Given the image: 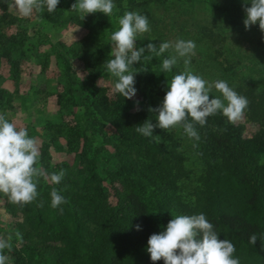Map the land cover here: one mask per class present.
<instances>
[{"label": "rangeland", "instance_id": "obj_1", "mask_svg": "<svg viewBox=\"0 0 264 264\" xmlns=\"http://www.w3.org/2000/svg\"><path fill=\"white\" fill-rule=\"evenodd\" d=\"M0 2L6 6L5 11L0 8V18L6 23L1 26L3 34L16 35L17 26L9 22L20 19L24 21L28 36L23 47L13 54H8L9 45L0 42V114H4L17 129H26L29 137L37 140L40 150L38 166L47 175L64 169L66 175L62 180L72 179L75 177L73 169L81 160L88 167L96 166L106 161L108 153L115 156L116 150L129 151L118 158L120 165L125 163L123 157L128 159L131 156L139 166H145L149 163L148 155L157 159L163 155L150 151L145 138L141 140L137 155L133 144H125L118 130L107 120L105 109L90 106L94 97H104L108 102L119 98L125 100V105H128V139L130 137L131 140L133 135L141 136L135 127L147 120L149 108L146 109L145 105L160 106L164 97L156 95L157 91L167 92L172 77L184 71L183 58L178 59L170 72L162 70V61L175 55L173 49H169L151 61L142 60L133 65L138 72L135 75L137 95L132 100L113 91L118 78L105 67L106 61L112 58L110 37L119 29V19L129 11L147 16L150 23L151 30L138 37L137 47H145L149 42L157 45L175 42L178 38L194 41L196 48L195 55L191 56L190 70L209 82L224 80L238 94L247 97L249 105L244 116L234 123L240 128L243 138L250 139L261 129L263 120L258 117L264 109V32L260 31L258 24L245 30L246 0H234L240 7L238 11L216 0H114L115 8L110 16L100 12L88 14L94 15L99 25L88 22L90 19L85 13L71 10L76 0H65L66 5L60 10L57 7L53 12L55 23L41 20L39 16L44 12L23 17L10 7L12 0ZM61 3L63 0H60V7ZM68 5L70 11L62 13ZM247 6L250 7V3ZM67 15L75 21L80 18L82 24L63 26ZM238 19L241 22L233 24ZM73 20L69 23H75ZM97 42L98 45L95 44ZM151 87L156 90L152 92ZM217 96L222 98L213 88L210 99ZM134 101H139V111ZM153 118L156 124V116ZM161 131L171 134L172 140L181 144L182 158L179 164H176L179 158L172 162L179 172H183L181 181L202 187L206 176L203 180L197 179V170L204 164V158L197 152L198 142L189 138L181 127ZM101 155L106 156L100 158ZM99 168L98 172L104 176L103 166L99 165ZM115 178L118 180H115L114 187L122 189L123 177L116 174ZM35 179L38 195L29 204L12 203L0 193V237L10 238L12 244L10 251L5 250L8 264H17L13 252L25 253L27 248L35 250L39 245L62 246L60 243H43L44 237L39 234L41 229L37 231L35 226L39 213L36 208L41 201L45 207L48 193L61 184L54 185L45 177ZM51 185L54 186L50 188ZM115 200L113 191H110L109 201L115 203ZM141 201V208L145 205L147 211L151 210L145 199ZM63 205L59 207L63 208ZM31 209L35 212L28 220ZM60 221L53 222L55 227ZM29 258L31 264H49L53 260L46 262L35 256Z\"/></svg>", "mask_w": 264, "mask_h": 264}, {"label": "trees", "instance_id": "obj_2", "mask_svg": "<svg viewBox=\"0 0 264 264\" xmlns=\"http://www.w3.org/2000/svg\"><path fill=\"white\" fill-rule=\"evenodd\" d=\"M220 1L236 11L240 8L234 0H216ZM61 4V7L60 4L57 6L59 10L66 5L65 0ZM0 8L6 10L1 2ZM67 10L70 11V5L62 13ZM86 16L90 19L88 22L99 25L94 15ZM39 18L55 23L54 14L46 10ZM79 19L77 17L75 21L67 15L63 26H79L82 24ZM71 20L75 23H69ZM23 22L20 19L9 22L17 26V33L6 36L1 28L6 23L0 18V42L9 45L8 54L22 48L24 39L28 37ZM240 22L238 19L233 24ZM98 42L95 44L98 45ZM155 90L151 87L152 92ZM165 94L157 91L156 95L164 97ZM125 103L121 98L108 102L104 97H94L90 106L105 109L107 120L118 130L125 144H133L131 146L137 155L141 140L145 138L150 151L163 153L161 158L148 155L149 163L139 166L131 156L128 159L123 157L125 163L120 165L118 158L129 151L116 150L115 156L108 153L106 161L96 166L88 167L82 160L78 162L73 169L75 177L62 180L59 183L61 187H56L68 201L63 205V213L51 207L50 193L47 205L36 208L39 213L35 226L37 231L41 229L39 234L44 237L43 243H60L62 246L39 245L35 250L27 248L25 253L13 252L17 264H31L29 256L45 259L46 262L53 259L49 264H153L147 252L149 236L163 231L176 215L200 213L205 214L214 225L220 239H229L234 243V255L239 258L240 264H264L261 240L258 238L255 245L249 243L252 234L258 237L264 235V109L258 117L263 120L261 129L250 139L243 138L240 128L220 112L208 117L205 126L196 124L200 137L197 152L204 158L202 169L197 170V179L203 180L206 176L204 185L196 187L191 182L186 184L181 181L183 172H179L176 165L182 158L179 151L181 144L178 141L176 144L171 134L162 132L160 128L154 130L153 135L160 136L164 144L138 134L128 139V105ZM145 107L159 106L151 104ZM140 111L145 114L144 109ZM157 115L149 112L146 119L155 124L153 117ZM175 159L178 162L176 160L173 164ZM99 165L103 166L104 176L98 172ZM84 166L87 168L83 169ZM116 174L123 177L122 189L114 187L115 180H118ZM110 191H113L115 203L109 201ZM142 198L151 205V210L147 211L145 205L140 207ZM34 212L31 209L28 220ZM56 220H61L57 227L53 224ZM137 225L140 231L136 230ZM155 264H164V261Z\"/></svg>", "mask_w": 264, "mask_h": 264}, {"label": "clouds", "instance_id": "obj_3", "mask_svg": "<svg viewBox=\"0 0 264 264\" xmlns=\"http://www.w3.org/2000/svg\"><path fill=\"white\" fill-rule=\"evenodd\" d=\"M59 3L60 0H12L10 7H14L23 17H31L45 10L53 13ZM114 8V0H76L71 5L72 11L86 15L100 12L110 16ZM244 12L245 30L258 24L260 31L264 32V0H246ZM119 25V29L111 34L112 58L106 61L105 67L118 78L113 91L124 98L132 100L137 95L135 75L138 71L134 64L142 60L151 61L173 49L175 55L162 61V70L170 72L178 59L183 58L184 71L175 74L168 82L162 104L148 109L149 112L158 113L157 123L153 124L148 119L135 127L137 133L162 142L160 136L153 135L156 128L167 130L181 127L189 138L198 141L200 137L196 124L205 126L208 117L220 112L232 123L243 118L249 105L247 97L238 94L224 80L209 82L190 70L191 56L195 55L196 48L194 41L178 38L175 42H161L159 45L149 42L145 47H137L138 37L151 30L147 16L134 11L125 12L119 19ZM145 52L148 54L145 55ZM213 88L222 98L217 96L210 99ZM134 104L139 111V101H134ZM39 161L37 140L29 137L26 129H17L4 114H0V193L12 203L26 205L38 195L35 178L45 177L51 183L59 184L65 177L64 169L47 175L38 166ZM50 195L51 206L59 208L62 214L63 208L59 206L66 204L67 199L55 188ZM39 206L43 207V202ZM136 230H141L139 225ZM16 235L19 237L20 233ZM258 238L264 245V235L258 237L257 234L250 236L249 243L255 245ZM11 248L10 238L0 237V264H8L9 257L5 250L10 251ZM147 252L153 264L160 260L164 264H240L239 258L234 255V243L229 239H220L214 225L203 213L173 217L163 231L149 236Z\"/></svg>", "mask_w": 264, "mask_h": 264}]
</instances>
